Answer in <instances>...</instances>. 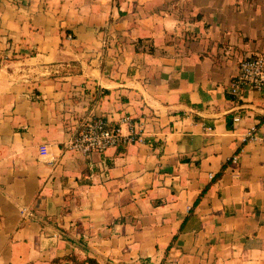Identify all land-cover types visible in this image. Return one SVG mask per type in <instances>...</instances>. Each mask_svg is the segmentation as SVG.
I'll return each instance as SVG.
<instances>
[{
  "label": "crops",
  "instance_id": "1",
  "mask_svg": "<svg viewBox=\"0 0 264 264\" xmlns=\"http://www.w3.org/2000/svg\"><path fill=\"white\" fill-rule=\"evenodd\" d=\"M259 54L264 0H0V264H264ZM89 117L147 143L76 153Z\"/></svg>",
  "mask_w": 264,
  "mask_h": 264
},
{
  "label": "built area",
  "instance_id": "2",
  "mask_svg": "<svg viewBox=\"0 0 264 264\" xmlns=\"http://www.w3.org/2000/svg\"><path fill=\"white\" fill-rule=\"evenodd\" d=\"M246 90L264 91V54L248 57L240 62L238 73L234 77L228 93L240 98ZM123 121L129 126L128 134H123L120 127L112 126L102 117L85 118L68 147L76 153L87 156L121 145L147 143L142 124L133 121L130 117H124ZM238 121L240 118L236 117L235 122ZM208 130H212V127L208 126ZM258 139L256 127L249 130L243 137L244 142L257 141ZM40 149L42 153L47 152L46 145L41 146ZM23 212L29 213L27 210H23ZM29 215L32 216L33 213H29Z\"/></svg>",
  "mask_w": 264,
  "mask_h": 264
}]
</instances>
